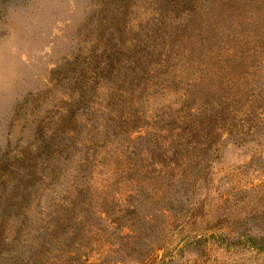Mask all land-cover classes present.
<instances>
[{
  "label": "rangeland",
  "instance_id": "obj_1",
  "mask_svg": "<svg viewBox=\"0 0 264 264\" xmlns=\"http://www.w3.org/2000/svg\"><path fill=\"white\" fill-rule=\"evenodd\" d=\"M224 1L225 19H231L240 5L261 0H239L237 6L228 3L234 0ZM128 4L126 22L131 32L142 34L156 14L155 0ZM105 5L111 22L120 11L117 0H0V160L6 154L17 161L16 156L40 145L48 146L50 154L48 161L47 155L32 158L34 168L19 162L28 180L32 172L36 176L35 165L48 168L30 188L27 216L11 217L6 234L18 235L14 253L29 257L39 249L41 262L48 264H264V252L217 242L233 245L241 235L264 237V63L250 67L251 75L241 83L245 92L258 86L262 93L255 103L245 96L240 111L233 113V121H243L239 129L215 131L208 152L192 155L198 167L186 178L176 166L150 165L160 159L158 154L174 157L170 143L180 140L182 118L175 120L184 108L181 93L163 90L126 107L131 113L144 107L148 119L126 142L113 132L120 131L121 112L108 106L111 90L99 87L91 103L95 113L87 117L79 111L74 144L52 161V133L60 128L56 122L71 95L69 80L60 84L53 74L92 51ZM180 69L187 70L183 64ZM224 69L229 77L238 70ZM225 75H215V90ZM199 120L202 124L205 118L198 125ZM109 123L113 126L106 131ZM129 162L134 163L131 170ZM52 165L57 174L52 175ZM136 202L137 213H127ZM62 218L65 227L59 224Z\"/></svg>",
  "mask_w": 264,
  "mask_h": 264
},
{
  "label": "trees",
  "instance_id": "obj_2",
  "mask_svg": "<svg viewBox=\"0 0 264 264\" xmlns=\"http://www.w3.org/2000/svg\"><path fill=\"white\" fill-rule=\"evenodd\" d=\"M117 1L120 11L112 18L113 21H108L110 7L105 5L101 9L103 20L99 23L100 31L92 51L85 56L78 55L53 74L58 83L69 80L71 95L64 114L57 119L60 128L52 133V161L62 157L74 144L79 111L85 110L87 117L95 113L91 103L94 102L93 93L99 87L107 86L111 90L112 100L108 106L121 112L120 131L113 132L115 135L122 134L126 142L130 141L131 131L148 124L147 117L143 116L144 107H137L132 113L126 111V107L133 106L135 100H142L146 94L155 95L163 90V94L166 91L181 93L184 108L179 110L175 120L182 118L179 123L181 130L177 134L180 140L173 138L170 143L174 157L166 158L164 153L158 154L160 159L150 165L151 168L157 163L164 168L176 166L186 178L198 167V162L192 161V155L198 157L208 152L213 146L215 131L228 130L233 134L239 129L243 121H233L236 120L233 113L240 111L245 96L255 103L262 93V87L258 86L245 92L241 83L251 75L250 67L264 63V0L254 2L253 6L236 7L233 14L236 17L231 19H225L229 11L221 8L224 0H155L156 14L141 29L142 34L131 32V25L126 22V9L131 0ZM234 2L228 3L234 6L240 3L239 0ZM128 30L132 35H128ZM182 64L190 71L181 70ZM217 67L218 73H215ZM229 67L238 69L232 71L230 77L224 69ZM223 71L226 72L225 78L215 90L214 77ZM215 104L218 106L215 107ZM182 111L186 113L180 116ZM124 114L127 118H124ZM201 117L205 120L202 124L199 120L198 125L197 120ZM171 125L173 123L166 126ZM112 126L111 123L105 124L104 129L107 131ZM205 131L212 140L208 136L206 138ZM201 134L206 139H199ZM47 148L46 145H40L27 149L21 156H16L17 161L6 154L0 160V264H48L47 261L41 262L39 249L29 257L14 253L18 235L9 238L6 234L11 217L27 216L25 211L33 195L30 188L44 179L41 171L48 168L47 164H43L39 170L38 165H35L36 176L32 172L33 178L28 180V173L25 175L21 170V163L24 167L28 164V167L34 168L31 159H41L44 155L48 156L45 159L48 161L50 154H46ZM129 163L131 167L127 169L131 170L134 163ZM88 164L89 159L85 165ZM54 166L52 175L58 173ZM82 170L83 167L80 168ZM81 178L86 176L83 174ZM85 191V188H81L78 193L83 194ZM131 198H136V195L132 194ZM138 210L137 202L126 208V212L131 214ZM66 220L60 219L59 224L67 226ZM22 224H18L17 232L21 231ZM217 242L232 249L246 246L259 253L264 252V237L241 235L233 245L219 239Z\"/></svg>",
  "mask_w": 264,
  "mask_h": 264
}]
</instances>
